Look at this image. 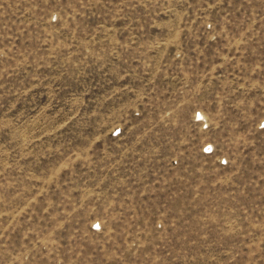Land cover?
<instances>
[{
	"label": "rangeland",
	"instance_id": "rangeland-1",
	"mask_svg": "<svg viewBox=\"0 0 264 264\" xmlns=\"http://www.w3.org/2000/svg\"><path fill=\"white\" fill-rule=\"evenodd\" d=\"M0 264H264V0H0Z\"/></svg>",
	"mask_w": 264,
	"mask_h": 264
},
{
	"label": "built area",
	"instance_id": "built-area-1",
	"mask_svg": "<svg viewBox=\"0 0 264 264\" xmlns=\"http://www.w3.org/2000/svg\"><path fill=\"white\" fill-rule=\"evenodd\" d=\"M119 133H120V129H117V130L115 131V134H114V135H118ZM212 151H213L212 146L207 145V146L205 147V152H206V153L209 154V153H212ZM99 226H100L99 223H96L94 228H95L96 230H98V229H100Z\"/></svg>",
	"mask_w": 264,
	"mask_h": 264
}]
</instances>
